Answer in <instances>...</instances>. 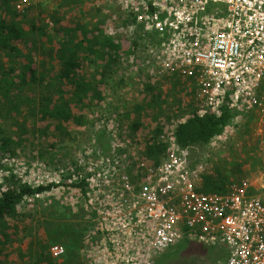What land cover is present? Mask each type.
Listing matches in <instances>:
<instances>
[{"label":"built area","instance_id":"built-area-1","mask_svg":"<svg viewBox=\"0 0 264 264\" xmlns=\"http://www.w3.org/2000/svg\"><path fill=\"white\" fill-rule=\"evenodd\" d=\"M33 2L17 0L14 8L24 14ZM106 2L156 35L160 72L192 86L199 117L215 114L230 99L234 118L213 143L232 134L245 115L260 121L264 135V0ZM105 131L108 157L84 167L87 197L100 194V230L111 248L105 264H153L184 239L224 245V264H264V197L249 195L245 184L231 185L225 195L200 192L206 164L181 159L174 137L157 166L137 160L127 170L124 147L111 126ZM52 250L55 257L64 254Z\"/></svg>","mask_w":264,"mask_h":264},{"label":"rangeland","instance_id":"rangeland-1","mask_svg":"<svg viewBox=\"0 0 264 264\" xmlns=\"http://www.w3.org/2000/svg\"><path fill=\"white\" fill-rule=\"evenodd\" d=\"M34 2L31 11L21 18L24 25L36 21L54 40L61 35L52 32L55 19L65 27L63 35L77 24L97 29L94 37L116 39L118 62L107 80L103 102L84 111L90 125L69 126V138L56 139L59 145L52 151L54 161L48 162L46 155L50 151L47 143L54 141L46 136L23 142L17 148L16 156L7 161L10 172L24 184L54 187L19 206V230L13 245L4 251L0 264H105L106 253H110L111 248L108 246L109 237L100 230L99 192L89 199L79 190L61 184L70 183L88 163L92 164V160L98 158L91 157L90 151L100 155L106 152L109 146L106 126H111L117 135V144L124 147L122 156L131 161L127 167L131 170L135 161L141 159L147 141L157 128L162 129L160 141L167 143L173 137L175 127L197 111L198 104L189 83L160 72L154 54L158 44L156 35L144 25L135 23L121 7L108 4L106 0ZM74 35L77 34L69 33L70 37ZM53 67L51 64L39 66L47 76L45 86L51 84ZM95 72L94 67L84 69L87 78H92ZM25 112L23 108L22 113ZM101 122L105 125L102 126ZM28 124L34 129L42 123L39 119H32ZM133 124H138L139 129L132 135ZM238 124L232 134H227L219 142L192 146L176 154L187 162L204 161L208 173L219 171L227 186L245 184L249 195L264 197L261 123L253 115H245ZM4 126L9 131L13 128L10 120L5 121ZM39 152L45 153L44 157ZM5 176L6 172H0V184ZM54 247L64 249L63 256L55 257ZM196 247L199 251L190 252L191 256L183 264H214L209 256L214 254L211 249L200 244ZM170 251L162 253L157 260L165 258Z\"/></svg>","mask_w":264,"mask_h":264},{"label":"trees","instance_id":"trees-1","mask_svg":"<svg viewBox=\"0 0 264 264\" xmlns=\"http://www.w3.org/2000/svg\"><path fill=\"white\" fill-rule=\"evenodd\" d=\"M16 1L0 0V172L7 173L0 184V260L4 251L13 245L18 233L21 218L19 206L54 187L24 184L10 172L7 161L16 156L17 148L23 142L45 136L54 141L47 143L50 151L46 154L48 162L54 161L52 151L59 145L57 140L69 138L67 128L90 125L84 111L103 102L107 80L118 62L116 39L94 37L97 29H88L80 24L74 25L63 35L65 27L59 19L52 21V32L61 35L56 40L50 39L46 29L36 21L27 25L21 21L35 2L24 14H20L14 8ZM71 32L77 35L70 37ZM47 64L54 66V75L51 84L45 86L43 83L47 76L39 66ZM90 67L96 68V72L92 78H87L84 69ZM23 108L26 109L25 113H22ZM233 118L228 98L215 114L199 117L197 111L193 112L174 129L173 137L178 150L210 145ZM32 119H39L42 123L39 128L28 127ZM8 120L13 127L10 131L4 126ZM138 129L139 125L133 124L131 134ZM161 132V127L155 130L140 160L157 166L165 158L168 146L160 141ZM44 154L40 156L44 157ZM94 155L107 158L109 146L105 153L100 155L95 152ZM81 172L72 177L70 183L63 182L61 186L79 190L85 195L87 175L83 170ZM230 186L215 170L202 176L200 192L225 195ZM197 244L184 239L171 247L172 251L165 258L159 261L156 258L153 264H183L191 256L190 252L199 251ZM201 246L214 252L209 255L214 264H224L229 253L224 245Z\"/></svg>","mask_w":264,"mask_h":264},{"label":"crops","instance_id":"crops-1","mask_svg":"<svg viewBox=\"0 0 264 264\" xmlns=\"http://www.w3.org/2000/svg\"><path fill=\"white\" fill-rule=\"evenodd\" d=\"M189 164H190V165H193V164H195V163H193V162H189Z\"/></svg>","mask_w":264,"mask_h":264}]
</instances>
